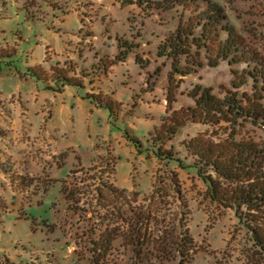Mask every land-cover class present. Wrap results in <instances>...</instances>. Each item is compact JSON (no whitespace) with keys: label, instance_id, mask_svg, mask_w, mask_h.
<instances>
[{"label":"rangeland","instance_id":"374dc122","mask_svg":"<svg viewBox=\"0 0 264 264\" xmlns=\"http://www.w3.org/2000/svg\"><path fill=\"white\" fill-rule=\"evenodd\" d=\"M25 1L0 0V197L9 211L0 224V264H90L88 255H82V243L76 246L59 229L52 231L42 224L56 223L66 208L63 189L85 179V171L104 160L115 165V185L139 192L136 208L145 209L144 200L157 178L166 185L167 175L178 181L187 205L183 222L192 238L189 264H264L251 233L234 211L210 202L206 187L192 170L164 165L151 152L139 154L122 134L127 129L143 138L170 109L191 103L181 98L170 105L168 87L179 98L199 78L214 87L227 83L226 71L175 76L168 84L171 61L158 56L157 50L167 25H161L158 17L157 23L149 19V12L135 5L56 0L62 10L52 15L47 10L30 22L22 9ZM226 4L237 6L233 19L246 37H256L264 56V0ZM173 14L163 19L173 20ZM121 38L136 47L116 64ZM137 54L142 67L135 61ZM57 69H63L72 82L57 80ZM212 135L203 125L188 123L170 144L179 148L183 141H207ZM245 212L264 234V206ZM17 213L37 222L16 221ZM161 220L154 213L147 224L156 237L167 235L173 241L178 231L170 234L168 223ZM121 244L119 240L118 251L111 252L105 264H130L131 254ZM149 258L151 263L146 259L141 264H169L155 262L154 253Z\"/></svg>","mask_w":264,"mask_h":264},{"label":"trees","instance_id":"16d2710c","mask_svg":"<svg viewBox=\"0 0 264 264\" xmlns=\"http://www.w3.org/2000/svg\"><path fill=\"white\" fill-rule=\"evenodd\" d=\"M117 1L122 5H135L149 12V19L158 17L161 25H167L168 30L157 50L158 56L171 61L168 84L175 76L188 78L200 71L210 72V69H216L215 72L222 69L228 75L227 83L217 87L199 78L193 88L180 93L179 98L174 89L168 87L170 105L181 98L191 103L170 109L162 123L143 138L122 129L124 138L139 154L151 152L164 165L173 163L181 169L192 170L206 187L211 203L234 211L264 259V234L252 226L254 220L245 212L264 206V56L256 45V37H246L245 30L239 28L233 19L238 8L227 5L229 0ZM23 5L30 22L40 19L47 10L51 15L62 10L56 0H26ZM171 12H174L172 21L163 19ZM117 46L113 60L116 64L124 62L133 46L136 47L122 38ZM138 57L137 54L136 63L144 66L137 62ZM57 70V80L72 82L63 69ZM188 123L203 125L212 132L213 139L192 138L180 143L179 148L170 144ZM114 170L115 165L106 160L98 167H89L85 179L71 182L70 188L61 192L66 208L56 223L42 225L52 231L59 229L64 238L74 239L76 246L82 243V255H88L90 264H105L111 252L118 251L119 240L131 254L130 264L149 261L153 253L155 262L189 264L192 238L187 222H183L187 205L180 195L178 181L167 175L166 185L161 177L157 178L154 189L144 200L145 209L136 208L139 192L115 185ZM174 201H178V208ZM7 206L0 197V224L9 214ZM154 213L161 216V222L168 223L170 234L178 231L173 241L169 242L167 235H160L161 239L156 237L157 233L149 228L147 221ZM28 218L33 224L37 222L19 213L15 220ZM153 220L158 221L155 216ZM79 221H84V225ZM171 249H174L173 254Z\"/></svg>","mask_w":264,"mask_h":264}]
</instances>
